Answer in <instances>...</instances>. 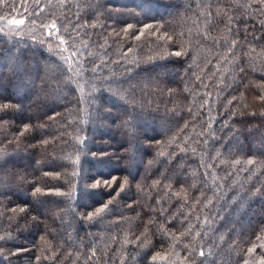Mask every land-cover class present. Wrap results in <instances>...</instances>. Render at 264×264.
<instances>
[{"label":"trees","instance_id":"trees-1","mask_svg":"<svg viewBox=\"0 0 264 264\" xmlns=\"http://www.w3.org/2000/svg\"><path fill=\"white\" fill-rule=\"evenodd\" d=\"M0 264H264V0H0Z\"/></svg>","mask_w":264,"mask_h":264}]
</instances>
